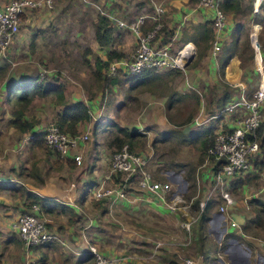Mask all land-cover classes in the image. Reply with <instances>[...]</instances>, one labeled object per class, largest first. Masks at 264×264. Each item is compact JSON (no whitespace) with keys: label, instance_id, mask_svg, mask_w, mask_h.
Here are the masks:
<instances>
[{"label":"rangeland","instance_id":"rangeland-1","mask_svg":"<svg viewBox=\"0 0 264 264\" xmlns=\"http://www.w3.org/2000/svg\"><path fill=\"white\" fill-rule=\"evenodd\" d=\"M195 1L200 2V0ZM243 1L244 12H241L238 18L241 19L242 23H244L247 28L240 34L242 41V48H240V51L244 50V54H246L248 60H250L251 66L254 65V63L251 61L252 57L249 56L252 54V48L250 37L247 35L251 36L253 31V26L250 22L252 18H249L252 0ZM254 1L256 2L257 0ZM156 4L165 6L164 3ZM51 12H53V22L50 26H45L40 30L43 36L41 37L42 42L37 47V51L36 46L34 45L33 48L30 41V43L25 44V46H20L22 49H17L13 43L4 55H0V118L12 117L16 98L19 96L22 87L25 86L24 80L16 78H19L20 75L27 74L28 77L40 79V75L43 74L47 79L45 78L43 81H38L39 83H43L45 84L44 86L48 87L54 85V87H56V89L59 88L62 93L67 92L72 101V96L96 99L100 103V106L103 104V114L108 111L109 114L111 113L115 116L119 125L137 132V136L133 138L132 146H130L135 152L151 156L149 170L154 174L156 180L166 181L167 178L164 174L170 171L179 173V175L182 174L184 179L189 181L188 184L183 181L177 182V184L181 183L182 185L180 193L184 194V202L179 205L176 212L166 211L168 214H165L159 211L158 208L152 205L150 197H146L143 194L142 200L133 202L125 201L124 204L118 202L113 205H110L107 201L109 204L108 206L104 203L102 205L101 203V205L97 207V199L95 200L93 197L95 191L94 187L90 191V196L92 197H90L91 201L89 200V205L80 212V216H75L73 213L69 212L64 215H56V218L73 220L75 223L77 222L76 227L86 230L93 238L98 237L100 239L99 244L101 245L97 246L91 244V246H95L100 253L107 257L118 254L122 255L123 258L132 260L134 263L135 261H142L144 264H167L168 262L189 264V261L191 264H249L248 256L242 254L243 252L240 253L237 249H230V251L225 252L229 238L228 235L225 237V234H227L226 232L223 233L224 228L227 227V232H231L234 230L232 228H236V232L240 234L241 227L238 223L233 224L230 210L235 209L237 215H240V220L243 219L242 216H247L248 209L246 202L249 200L245 202L246 198L241 193L243 189L242 191L236 189L233 194L231 193L234 197V205L229 208L228 212L225 214V222L222 223L221 227H219V223L218 227L214 225L210 226L209 223L206 224L204 240L200 241L195 238L194 230L196 226L192 229L191 241L189 240L188 234L181 227V224L187 218L194 217L200 212L199 208L197 209L198 203L204 201L205 194L207 191L209 192L211 188L210 181L205 184L202 178L203 171H206L205 168L199 166H202L207 161H213V159L208 158L207 152H202L200 148L201 143L198 141V138L195 137L197 134L193 133L197 132V130H195L196 127H193V123H195L197 119L204 121V119L209 117L197 93L189 91L185 96L187 98L181 99L180 103H177L175 107L170 109L167 107L169 97L166 98L165 95H170V90L173 91V86L168 89L164 83H160V80L151 79L146 81V79H143L139 81L138 83L140 84L137 85L144 86L142 82L146 81L145 83L148 84V86L141 87L138 92L134 93H147V91L144 90H151V95L155 94L159 96L158 99H161L158 101H166V108L162 110L163 117L158 118L156 116V118H153L155 115L151 117L147 116L146 112L154 113L156 110L153 108L155 107H152V105L148 107L147 102H143V105H141L139 99L137 101V99L131 98L133 95L131 94V86H126L127 82H125L127 81V77L126 80L123 79L120 81V83H122L119 86L120 90H115V87L113 88V85L106 81V79L112 78L107 77L108 65L104 66L101 72L102 74L99 75L98 61H102L99 58H102V53L104 56V50L95 46L93 25L95 24L94 20L97 18L99 12H107L99 6H91L79 0H59L56 7L51 9ZM142 13H144V11H140L138 15ZM24 16L26 15L22 16V22ZM260 18L261 16L259 15V17L254 20L259 22L263 27L262 30H260L261 33H258L257 39L261 51L264 52V19L262 20ZM22 22L20 34L17 38L20 37L23 29ZM133 37L134 36H132V38ZM197 53L198 49L196 54ZM197 58L196 55V59ZM196 59L189 70H192L198 65L199 61ZM262 63L264 64V55L262 61H259L260 65ZM137 78L133 79L131 83L137 82V80H139V78ZM11 80L14 81V85H18V90L12 91V98H10V88L8 91L4 90L6 84H9ZM175 84L179 89H182V85H180L179 81ZM258 87L259 84L254 83L253 90L247 93L246 97H250ZM130 95L131 97L129 98ZM60 101L56 93H50L46 96L38 95L28 108L26 117L35 122L36 125H42L41 123H43L42 129L45 130L50 127L51 124L57 123L58 113L63 109V106L59 103ZM59 104L60 108H57ZM38 107H42L46 110V115L48 114V116L44 115L45 119L36 118V115L39 113ZM90 113L96 116L93 111H90ZM117 113H119V115ZM52 115L53 117L51 118ZM235 115V118H237L238 114ZM262 116L264 120V108L262 110ZM159 120H163L165 123H159ZM188 120L191 123H189ZM187 121L189 124H185V126L181 128L180 126H182L184 122L187 123ZM206 123L210 125L209 121ZM202 127L204 126L202 125ZM10 129L13 128H11L5 120L0 123V131L7 132ZM117 129L116 127V130ZM199 129L201 132L204 131V128ZM106 130H109L108 126L103 124L99 127L97 133L92 134V131L91 135L94 141L99 143L103 140V144L109 147L107 151L109 153L108 159H110L114 152L118 151L129 141L125 140V143L120 146L116 142V138H123L124 136L119 135L118 132L113 133V135H107ZM43 131L37 132L38 135H36L42 142L38 141L39 144L35 142L36 145L31 144L32 148L38 147L42 153L48 156H51V153H53V155L58 158V164L63 165L66 162L65 158L59 157V155L49 149L43 140L41 134ZM23 135V138L29 140L30 134ZM23 138L21 139L23 144H20L18 148L12 151L14 154H17L20 159L21 168L24 164L28 163L31 165V170H29L31 171L30 174L35 173L37 168L40 170L38 162L36 157L29 156L32 148L30 149V146H28L27 149L24 147V145H29L30 142L28 140L25 142ZM257 140L260 144V140L258 138ZM93 145H95V142ZM260 151L256 159L264 162V151L261 149ZM100 154L101 152L99 150L95 153L96 161H99ZM177 165H180L181 168L179 169ZM206 166L209 167L208 165ZM256 170L259 174L253 179V182L248 188V192H252L260 185H264V167L257 166ZM260 172L262 175H260ZM60 173L61 175L67 174L68 171L62 170ZM108 174L109 165L104 173V178L107 177ZM89 178H91L90 184L94 183L95 178L91 175ZM170 180H172V178H170ZM82 192H84V189L83 191L81 190V193ZM135 195L136 194H133V196L128 198L132 200ZM105 201L106 200H103V202ZM220 206V202L212 203V208L209 211L210 218L220 213ZM78 207L81 208L80 205H78ZM26 212L30 213L31 210ZM45 217L47 220L44 219L47 221L49 229L53 231L50 228L51 224L48 221V217ZM221 218V215L215 216V221L219 222ZM91 219L95 221V223L89 224ZM210 227L211 230L209 231ZM90 230L92 232L91 234ZM217 241H221V244H218ZM92 243H95V241H92ZM158 243H160V246L156 248ZM253 251L255 252L252 254V258L256 257V250L254 249ZM213 258L216 259L214 260ZM92 264H95L94 256L92 258Z\"/></svg>","mask_w":264,"mask_h":264},{"label":"crops","instance_id":"crops-1","mask_svg":"<svg viewBox=\"0 0 264 264\" xmlns=\"http://www.w3.org/2000/svg\"><path fill=\"white\" fill-rule=\"evenodd\" d=\"M4 1L10 0H0V2ZM58 1L59 0L56 1L54 8L56 7ZM91 1L94 3V5L91 6H99L107 12L108 16H104L110 20V23L113 26V42L107 47H101L96 39L95 25L99 20V15L102 13L99 12L97 18L94 20V43L97 48L104 50V56L102 53V58H99L102 60V63L109 62V51H117L125 55L133 51L137 45V37L132 33V31H130L129 29H118L111 17L125 20L130 23L135 20L140 11H144V13L151 12L153 10L154 4L164 3L165 6L162 5L164 8V14L162 18L164 23V29L159 35L157 43L159 45H170L173 49H179L185 44H193L196 48V52L198 48L194 40H197V38L195 37L197 30L195 31V29L205 25L213 27V12L202 8L200 6V3L195 0ZM242 3L244 6L243 0ZM256 3L257 1L255 2L254 0H252L250 10L251 12L249 17L252 18L251 20H254L259 17V15H261L260 4ZM23 18V29L21 31L20 37L17 38L20 34L19 33L13 41L14 46L18 49L21 48L20 46H25V44L30 43L31 41V46L34 48L35 45L37 51V47L42 42L41 37L43 36L40 30L45 26L51 25V23L53 22V12H51V9L34 10L30 13H27L26 16H24ZM251 20L250 22L253 26V31L251 34H255L258 37V33H261L260 30H262L263 27L259 22ZM241 23V19L235 18L233 14H228L226 27L222 33V42L220 50L221 52L214 54V47L212 44L210 48L203 52V56L201 58L196 59L199 61L198 65L192 70L189 69L193 63L184 70L175 69L160 72L147 70L145 74L143 73L140 77H138L139 80H137V82L133 83H131V81L133 79H136L139 75L127 76V81H125L127 82L126 86H131V94H133L132 97L130 95L129 98H135L137 99V101L139 99L141 105H143V102H147L148 107L151 105L152 107H155L153 109H155L156 111L154 110V113L146 112L147 116L151 117L155 115L153 116V118H156V116L158 118L163 117L162 110L166 108L165 100L158 101L161 99H158L159 96L155 94H153L154 96L151 95V90H144L147 91V93H134L138 92L139 88L148 86V84L145 83L146 81L151 79H157L160 80V83H164V85L167 86L168 89L169 87L173 86V91L170 90V95H165L166 98L169 97V101L167 104L168 108L172 109L173 107H175L177 103H180L181 99L187 98L185 96L189 93V91H192L197 93L200 98V102H203L202 105L205 108L207 115L211 116L212 113H209L206 108L208 106V103L211 102V100L215 98V96L222 97L225 92L223 98H226L227 92L229 93L230 99L234 100L239 98L242 94L246 95L247 93L251 92L254 88V83L259 84L261 79L264 77V64H259V58L260 56H262L263 58L264 52L260 49L261 54H257V51L254 48L250 35L249 37L251 40L252 54H250L249 56L253 58H251V61L254 63V65L250 66V60H248L247 55L244 54V50H237L242 46V41L240 38L241 32L237 30L238 26L241 25ZM151 27L152 22L149 20L144 30L147 31L151 29ZM132 36L134 37L132 38ZM234 43H237L236 50H231V45ZM227 49H229L228 53ZM34 78L28 77L27 74H23L16 79H22L25 81V84H27ZM117 79H119V81H122L123 79L126 80V77ZM143 79H146L145 82H142L144 86L137 85L140 84L138 82ZM178 81L180 82V85H182V89H179L178 86L175 84ZM12 82L13 80H11L9 84H6V87L4 88L5 91H8ZM121 84L122 83L119 82L113 85V88L115 87V90H120L119 86ZM63 94L64 95L61 101L59 102L61 103L63 108L66 105H71L79 101L85 103L89 107L90 111H93V113L96 115H91V122L81 123L78 127L79 134L86 133L89 136V140L83 145H81V148L79 149V151H77V153L82 156L81 164H77L75 160L68 158L65 159L66 162L63 165H60L57 162L58 158L53 155V153H51V156H48L45 153H42V151L38 147L32 148L31 144L36 145L35 138L29 140L27 138H23L24 135L16 129L13 130L14 128L10 129L7 132L0 131V264H25L27 261H33L36 264H92L93 256L90 254L89 248L91 244H95L97 246L101 245L99 244L100 239L98 237L93 238L89 235L86 230L76 227L77 222L75 223V221L73 220H68L64 218L57 219L56 215H64L65 213L63 214L59 210L62 207H66V213L70 212L73 213V215L75 216H80V212L89 205V200L91 201V189L94 187L95 190L98 189L99 185L103 181L104 173L106 172L109 164V153L107 151L109 150V147L103 144V140L99 143L94 141L91 132L93 131L92 134L97 133L99 127L103 124L108 126L109 130H106L107 135H113V133L118 132L119 135L125 137L126 134L121 133V129H125L127 133H131L133 131L127 129L122 125H119V123L115 119V116L111 113L109 114L108 111L103 114V104L102 106H100V103L96 99L71 95L73 98L72 101L70 95L67 92ZM59 106L60 104L57 106V108H60ZM38 111L39 113L36 115V118L45 119L44 115L48 116V114L46 115V110L44 108L38 107ZM117 114L119 115V113ZM52 117L53 115L51 116V118ZM235 117L236 115L229 114L223 115L222 119L220 118L221 120H219V118L209 120L208 117L204 119V121H201L199 119L198 121H195L196 124L193 123V127H196L195 130H197V132L193 133L197 134L195 135V137L198 138V141H200V143H202L206 137L210 136V133L208 134L207 131L211 129V127L213 129L215 127L213 135H216L220 130H230L235 127L239 119V115L237 118ZM11 118L12 117H1L0 123L5 120L9 124ZM188 121L187 123L184 122L180 127L182 128L183 126H185V124L191 123L190 121L188 123ZM208 121L210 122V125H207L206 122ZM159 123L164 124L165 122L163 120H159ZM41 124L43 125V123ZM42 125L37 124L34 130L36 132L43 131L44 129H42ZM202 125L204 127H202ZM116 127L118 128L117 130ZM199 128H204L205 132H201ZM22 138L25 142H27V140L30 142L29 145H24V147L26 149L28 148V146H30V149L32 148L29 156L36 157V160L38 162L40 170H38L37 168L35 170V173L30 174L31 171L29 170H31V165H29L28 163L24 164L21 168L20 159L18 158L17 154H14L12 151L13 149L18 148L20 144H23L21 140ZM126 138L127 140L129 139L128 136ZM94 142L95 145H93ZM98 150L101 152V154L99 156V161H96L95 153ZM208 162H210V164H208L209 167H207L206 164L199 166L205 168L206 170L203 171L202 174V178L205 184H207L209 181L211 183V174L216 168L214 167V162ZM177 166L179 167V169L181 168L180 165ZM62 170L66 172L68 171V173L61 175L60 171ZM166 173L167 174H164L165 177L167 178V180H170V178H172L170 182H174L175 187L177 188V191L179 193L181 191L182 185L181 183L177 184V182L183 181L187 184L189 183L187 179H184L182 174L179 175V173H174L170 171ZM258 174L259 173L256 170L255 166H253V171L248 174L249 176H251V182L246 183L242 187L238 188H234L233 185L230 184L231 192L233 193L236 189L238 191H242L243 189L241 193L246 198L245 202L246 200H252L257 198L264 200V185H260L259 187H257L256 190L248 192L249 186L253 182V179L258 176ZM90 175L95 178L94 183L92 184H90ZM260 175H262L261 172ZM83 189L84 192L81 193V190L83 191ZM205 195L204 199L207 197L208 191ZM40 201L41 203L46 205L47 209L53 210L52 213H46L41 208L39 214L45 219V216L48 217V221L51 224L50 228L57 234L58 239L53 243L27 248L25 247L22 240L18 237L17 233L13 230L12 225L22 213L31 210L33 205ZM249 202L250 201L246 202L248 209L247 216H242L243 219L241 220L239 218L240 215H237V211H235V209L230 210L233 224L238 223L241 227V231L240 234H238L236 232V228H232L234 230L231 232H227V227L224 228L223 233L226 232L227 234H225V237L226 235H228L229 238L228 246L225 252L230 251V249H237L240 253L243 252L242 254L248 256L249 264H264L263 230L259 232L260 237H256L253 233V230H256V228H248L246 230V228L244 227L247 225V221L253 219L255 216V213L252 210V206L249 205ZM101 203L102 205L103 203L106 206L109 205L106 201L103 202V200H97L96 206L99 207ZM120 203L124 204L125 201H121ZM78 205H80L81 208H79ZM152 205L158 208L159 211L164 212L165 214H168V212L166 211L172 212L167 208L158 207L154 202H152ZM54 207L57 208L56 211ZM219 215L222 216L220 220L221 222H216L215 216ZM225 218L226 217H224L222 214H215L212 216V218L209 217L207 223H209L210 226L214 225L217 227L219 223V227H221L222 223L225 222ZM91 223L93 224L95 223V221L91 219V222L89 221V224ZM196 229L197 225L194 230L195 237L197 234ZM210 230L211 227L209 228V231ZM91 233L92 232L90 230V234ZM92 241H95V243H92ZM217 243L221 244V241H217ZM254 249L256 250V257L252 258V254L255 252L253 251ZM110 257H122V255L115 254L110 255ZM116 264L144 263L142 261H135L134 263L132 262V260L125 258L124 260H120ZM167 264H172V262H168Z\"/></svg>","mask_w":264,"mask_h":264},{"label":"built area","instance_id":"built-area-1","mask_svg":"<svg viewBox=\"0 0 264 264\" xmlns=\"http://www.w3.org/2000/svg\"><path fill=\"white\" fill-rule=\"evenodd\" d=\"M57 0H10L0 2V55H4L20 32L23 15L34 10L52 9ZM89 5H94L91 0H79ZM226 0H200V6L213 12L212 24L215 31L213 47L214 54L220 53L222 33L226 27L227 15L222 10V4ZM257 0L256 4H260ZM103 13V12H102ZM108 16L107 13L103 15ZM162 5L154 4L153 10L139 14L134 21L111 17L118 29H129L137 37V45L134 51L125 54L121 58H115L108 62L107 74L112 78H125L137 76L147 70H184L196 59V48L193 44H185L179 49H173L170 45H159L157 40L164 29ZM152 22L151 29L145 31L148 21ZM251 39L257 54L260 53V45L255 34ZM259 58V55H258ZM262 61V56H260ZM38 81H43L46 76L41 74ZM47 79V78H46ZM264 108V77L259 83L258 89L250 97L242 94L237 100L230 103L224 115L238 114L239 119L230 130H220L215 137L213 145L208 149V158H212L216 167L218 163L223 165L215 168L211 174V189L204 201H200V212L187 218L182 224V229L192 240V229L195 228L199 218L206 210L209 203H221L219 214L225 217L229 208L234 205L233 193L230 184L253 171L257 155L260 152V144L257 140V131L263 121L262 110ZM218 116H209L208 119H217ZM197 119L196 121H198ZM42 137L46 145L55 154L62 158H71L77 164L82 163V156L77 153L87 140L88 134L72 136L64 132L57 124H51L45 129ZM34 138L30 134L29 139ZM151 156L135 152L129 143L124 144L114 152L109 159V174L103 179L93 197L97 200H106L110 205L121 201L142 200V194L149 196L150 201L158 207L167 208L176 212L179 205L184 202L183 193H179L175 184L155 179L149 170ZM206 165L210 162H205ZM232 193V194H231ZM136 194L133 199L131 197ZM182 195V196H181ZM40 204H34L30 213H22L13 223V230L22 240L25 247L31 248L53 243L58 239L57 234L51 231L47 221L39 214ZM160 243L156 245V248ZM90 254L95 258V264H116L123 257H107L100 253L95 246L90 247ZM191 264V262H188ZM25 264H36L27 261Z\"/></svg>","mask_w":264,"mask_h":264},{"label":"trees","instance_id":"trees-1","mask_svg":"<svg viewBox=\"0 0 264 264\" xmlns=\"http://www.w3.org/2000/svg\"><path fill=\"white\" fill-rule=\"evenodd\" d=\"M222 10L223 12L227 15L228 14H233L235 16V18H238V15H240L241 12L243 11V3L242 0H226L223 4H222ZM251 10V8H250ZM260 11H261V18L260 19H264V0L261 1L260 4ZM264 21V20H263ZM213 26V24H212ZM246 25L241 23V25L238 26V31L239 32H243L244 29H246ZM196 32V39L195 40V44L198 48V53H197V57L201 58L203 56V52L205 50H207L208 48H210L213 44L214 41V36H215V31H214V27H211L209 25H205L202 27H198L195 29ZM95 33H96V39L99 43V45L101 47H107L109 46L112 42H113V26L110 23V20L108 18H106L104 15L100 14L99 15V20L97 22V24L95 25ZM249 37V35H247ZM238 43V42H237ZM237 43H234L231 45V50L235 49L236 50V46ZM240 45V44H239ZM249 46V45H248ZM242 48V46H241ZM250 48V46H249ZM237 50L240 51V48H238ZM226 51V50H225ZM229 49H227V53H228ZM124 54L117 52V51H109L108 52V59L109 61L115 59V58H121L123 57ZM98 72L99 75L102 74V70L104 69V66L108 65V62H101L98 61ZM145 74V73H144ZM141 75H139L140 77ZM108 77V76H107ZM138 77V76H137ZM106 81L108 83H110L111 85H115L117 83H119L120 81L117 80V78H109L106 79ZM18 90V85H14V81L12 82V84L10 85V98H12V91ZM50 93H56L59 100L62 99L63 97V93L61 90L56 89V87L52 86V87H48V86H44L41 83H38V78H34L32 79L30 82H28L27 84H25V86L22 87V90H20V94L19 96L16 98V102H15V109L12 112V118L9 121V125L18 130L19 132H21L22 134H31L34 136V138L36 137V135H38V133L34 130L36 123L29 120L26 117V112L28 110V108L30 107V105L33 103V100L36 96L40 95V96H46ZM225 95V92L223 94V96ZM223 96L221 97H217L215 96V98H213L211 100V102L208 103L207 106V110L209 113H212L211 116H218L219 120L222 119L224 112L227 108V106L232 103L233 101L237 100H231L229 93L226 92V98ZM235 115V114H233ZM221 118V119H220ZM92 120V116L90 113V109L89 107L83 103V102H76L74 104L71 105H66L59 113H58V120H57V124L61 127V129L66 132L67 134H70L72 136H76L79 134V125L81 123H86V122H91ZM215 129V127H214ZM214 129L211 127V129H209L207 131V133H210L209 137H206L205 140L201 143V149L202 152H207L208 149L213 145L214 143V139H215V135H213L214 133ZM121 133L126 134L125 137L120 138L117 137L116 138V142L121 146L125 143V140H127V136L129 137L128 139V143H130V145L132 146V142H133V138L137 136V132H131V133H127V131H125V129H121L120 130ZM257 138L260 140V149L262 151H264V120L262 121L258 131H257ZM37 144L38 141L42 142V140L38 137L35 138ZM33 140V141H35ZM261 152V151H260ZM223 165L222 162L218 163V165L216 166V168H219ZM255 168H257V166L259 167H264V162H261L260 160L258 161L257 159L255 160L254 163ZM251 176L247 175L246 177L237 179L235 181H233L231 184L233 185L234 188H238V187H242L243 185H245L246 183H249L251 181ZM249 205L252 206V210L255 213V216L253 219H250L247 221V225L244 226L246 228V230L248 228H256V230H253V233L256 237H260V233L261 232V228L263 229L264 232V200L257 198V199H250L249 200ZM46 202V201H45ZM107 202V201H106ZM38 204L41 205V208L44 212L46 213H52L53 210L52 209H47L46 205H44L43 203L37 202ZM57 207V206H56ZM56 207H54L55 211H56ZM212 208V204L209 203L206 210L204 211V213L201 215V217L198 220L197 225V229H196V237L198 240L202 241L205 239V232H206V224L207 221L209 220L210 217V209ZM59 211H61V213H66V207H62ZM172 264H178L175 262H172Z\"/></svg>","mask_w":264,"mask_h":264}]
</instances>
